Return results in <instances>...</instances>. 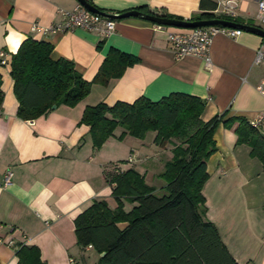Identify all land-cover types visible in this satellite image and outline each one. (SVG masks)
<instances>
[{
  "label": "crops",
  "instance_id": "1",
  "mask_svg": "<svg viewBox=\"0 0 264 264\" xmlns=\"http://www.w3.org/2000/svg\"><path fill=\"white\" fill-rule=\"evenodd\" d=\"M211 1L216 9L223 0H204L203 6L200 0H91L113 13L153 7L182 19L209 10ZM77 3L0 0V50L7 60L0 64V264H16L19 243L37 246L43 264H70V259L74 264H97L100 255L95 249L77 244L73 221L94 199H104L110 209L116 207L106 174L128 169L115 164L118 153L127 162H137L133 168L156 192L164 185L158 174L172 154L171 149L166 151L169 143H154L152 131L141 139L125 135L118 140L120 127L94 149L89 127L79 123L82 112L99 102L130 103L140 96L158 100L171 92L199 97L204 102L200 115L204 121L222 116L213 133L215 151L206 160L208 177L201 191L204 216L237 264H264V168L247 144L237 142V121L223 123L230 118L250 122L264 109V97L256 89L264 66L253 62L264 38L243 30L235 37L218 32L210 44L208 66L197 56H174L168 33L177 27L140 17L115 19L114 32L104 38L82 28L32 30V24L49 27L62 21L60 10H71ZM236 11L239 21H232L258 26L253 23V18L257 20L253 1L237 0ZM28 37L52 44L51 57L71 61L87 81L93 80L111 48L134 56L136 62L106 84L92 82L88 95L75 106L60 104L34 119H22L16 114L9 61ZM258 128L264 134V125ZM149 148L151 153L144 151ZM162 153L167 157L156 169ZM7 168L11 182L4 185ZM134 205L123 200L126 212ZM125 225L117 223L119 228Z\"/></svg>",
  "mask_w": 264,
  "mask_h": 264
},
{
  "label": "trees",
  "instance_id": "2",
  "mask_svg": "<svg viewBox=\"0 0 264 264\" xmlns=\"http://www.w3.org/2000/svg\"><path fill=\"white\" fill-rule=\"evenodd\" d=\"M86 1L94 6L91 0ZM203 1L200 0V6ZM215 7L216 3L211 1L209 10L190 19L214 18L211 10ZM137 10L182 19L163 9ZM219 17L239 21L236 17ZM51 51L49 42L28 37L11 55L9 74L18 101L16 114L22 119H34L54 104L75 106L88 95L92 82L106 84L136 62L134 56L111 48L93 80L87 81L71 61L53 59ZM2 98L0 75V109ZM203 108L199 97L180 92H171L158 100L140 96L130 103L99 102L84 108L79 123L89 127L94 149H99L117 127L123 129L119 139L125 135L141 139L152 131L155 144L172 145V155L158 174L164 181L158 192L133 167L110 171L106 179L113 184L111 195L116 207L110 209L104 199H94L74 218L77 244L91 245L99 255L103 253L97 264H237L212 222L204 216L201 191L208 177L206 160L215 151L213 133L222 116L204 121L200 118ZM230 121H237V142L247 144L264 168V134L244 118H230L223 123ZM123 200L135 205L126 212ZM119 222L126 225L119 228ZM15 255L16 264H43L35 245L19 243Z\"/></svg>",
  "mask_w": 264,
  "mask_h": 264
},
{
  "label": "built area",
  "instance_id": "3",
  "mask_svg": "<svg viewBox=\"0 0 264 264\" xmlns=\"http://www.w3.org/2000/svg\"><path fill=\"white\" fill-rule=\"evenodd\" d=\"M253 1L257 8V21L264 24V0H250ZM237 0H223L217 4V8L214 10L216 17L219 15H225L232 18L237 14ZM62 21L49 26L41 27L37 24H32V30L42 32H54V31H70L76 28H82L87 31L95 32L100 37L104 38L114 32L115 20L101 17L95 13L90 12L80 3L71 9H61ZM220 18V17H219ZM161 26V25H159ZM222 32L228 36L235 37L241 29L219 27V26H203L195 28H177L168 33V40L171 45V50L176 58H180L184 55H193L200 57L204 60L206 65H210L209 48L213 36ZM254 64L264 66V40L261 45L255 50ZM7 63L6 53L0 50V64ZM257 91L264 97V76L259 80L256 85ZM250 124L254 127H261L264 125V109L254 117ZM132 156L129 157V160ZM3 184L8 185L11 182V170L7 168L3 175ZM1 243V239H0ZM12 242H8L10 245ZM70 264H74L70 259Z\"/></svg>",
  "mask_w": 264,
  "mask_h": 264
},
{
  "label": "water",
  "instance_id": "4",
  "mask_svg": "<svg viewBox=\"0 0 264 264\" xmlns=\"http://www.w3.org/2000/svg\"><path fill=\"white\" fill-rule=\"evenodd\" d=\"M77 1L90 12L95 13L101 17L113 19V20L133 16V17H140L146 19L158 25L172 26L177 28H195V27H203V26L228 27V28L241 29L247 32H252L264 38V29H262L259 26L235 22L232 20L223 19L219 17H214L210 19H198V20H190L185 18L184 19L166 18L156 15H150L137 9L126 10L119 13H106L92 6L86 0H77ZM55 107H56L55 104L51 106L52 109H54ZM100 255H103V253H101Z\"/></svg>",
  "mask_w": 264,
  "mask_h": 264
},
{
  "label": "rangeland",
  "instance_id": "5",
  "mask_svg": "<svg viewBox=\"0 0 264 264\" xmlns=\"http://www.w3.org/2000/svg\"><path fill=\"white\" fill-rule=\"evenodd\" d=\"M250 13H253V11H250ZM253 16H254V14H253ZM254 20H253V23L254 24H257L258 26H260L262 29H264V24L263 23H259L255 18H253ZM150 134V133H149ZM148 134V136H150ZM111 137V136H110ZM145 137H146V134H145ZM117 139L118 140H120L121 141V139H119L118 137H117ZM105 142V141H104ZM123 142V141H122ZM119 145H120V147L122 148V144L121 143H119ZM171 147H172V145L171 144H167V147H166V151L167 152H169L170 151V149H171ZM121 148H120V150H121ZM106 150H107V147H105L104 148V153H106ZM108 151H109V149H108ZM144 151H146L147 153H151L152 152V150L149 148V149H147V150H144ZM123 154H119L118 153V155L116 156V158L118 159L117 160V162L115 163V164H117V166H120V168H130V167H133V164H135L136 165V163L137 162H133V163H131V162H127V160L125 161V158H123V156H122ZM167 156L164 154V153H162L161 155H159V162H157V166H156V169H159V168H161L160 166L163 164V161H165L164 159L166 158ZM161 179V178H160ZM156 180H157V178H156ZM162 180V179H161ZM162 182H163V180H162ZM127 201V200H126ZM129 203H131L130 201H129Z\"/></svg>",
  "mask_w": 264,
  "mask_h": 264
}]
</instances>
